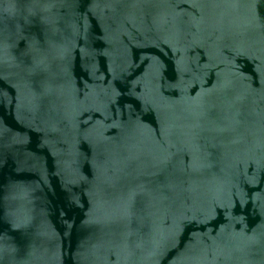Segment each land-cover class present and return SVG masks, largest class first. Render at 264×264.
Segmentation results:
<instances>
[{"label":"water","instance_id":"water-1","mask_svg":"<svg viewBox=\"0 0 264 264\" xmlns=\"http://www.w3.org/2000/svg\"><path fill=\"white\" fill-rule=\"evenodd\" d=\"M0 264H264V0H0Z\"/></svg>","mask_w":264,"mask_h":264}]
</instances>
